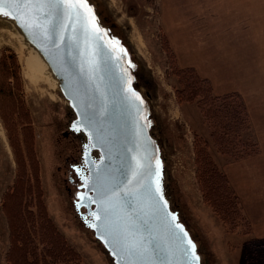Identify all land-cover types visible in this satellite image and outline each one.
Returning a JSON list of instances; mask_svg holds the SVG:
<instances>
[{
    "label": "water",
    "instance_id": "water-1",
    "mask_svg": "<svg viewBox=\"0 0 264 264\" xmlns=\"http://www.w3.org/2000/svg\"><path fill=\"white\" fill-rule=\"evenodd\" d=\"M67 2L77 7L65 3L34 12L43 30L22 26L12 16L0 14V20L15 27L56 80V95H47L60 98L62 109L55 118L50 114L46 130L57 119L54 138L71 143L59 182L75 224L109 264H213L207 239L189 220L174 187L176 147L167 132L172 117L159 107L153 69L135 26L141 12L128 5L119 10L116 0ZM82 2L86 7H79ZM111 191L118 195L105 220L101 193ZM110 222L128 243L146 251H125L110 234Z\"/></svg>",
    "mask_w": 264,
    "mask_h": 264
},
{
    "label": "rangeland",
    "instance_id": "rangeland-1",
    "mask_svg": "<svg viewBox=\"0 0 264 264\" xmlns=\"http://www.w3.org/2000/svg\"><path fill=\"white\" fill-rule=\"evenodd\" d=\"M116 2L119 10L122 8L126 11L128 5L127 9L135 7L141 12L140 18L135 21V26L143 41L144 55L153 69L155 92L161 102L159 107L163 113L172 117L170 119L172 125L170 120L167 122V132L171 143L174 142L176 147L173 153L177 169L173 178L174 187L189 220L199 229L202 237L207 239L209 244L207 250L213 260H216L213 264H264V240L254 237L251 223L250 234L246 233L248 226L245 221L239 220L237 223L235 220L231 223L232 226L228 225L204 198L202 180L197 168L199 167V159H196L197 135L207 141V149L212 153L213 160L219 167L224 169L230 163L241 159H235L227 152H219L199 107L194 101L180 100L178 97L176 91L178 77L176 67H173L175 58L178 66L187 67L179 61L195 62L197 57L194 55L193 47L189 49L188 54L180 53L181 56H178L173 47L174 44L176 47L177 42L174 41L173 44L162 29L160 11L161 6L162 8L166 6L167 0H116ZM169 48L174 50V60L169 57ZM198 53L199 51L197 52L199 57ZM0 56H7L10 65L16 66L17 77L13 75L14 79L8 82L18 107H20L18 101H23L22 111L20 110L23 117L15 112V115H18L15 118V115L12 116L6 110V117L5 114L2 117L0 115V264H12L9 261L10 223L5 205L13 206L14 199L11 195L23 185V196L25 199L32 197V207L34 206L36 211L38 210L35 205L36 196L41 189L39 196L46 205L47 213L68 242L80 252L85 264H109L95 241L75 224L59 182L63 173L62 158L67 151H70L71 143L54 138L53 133L58 131L60 126L57 119L48 128L49 132L46 130L48 119L53 117L50 114H54L55 118L62 109L60 98L55 100L48 96L56 95V90L48 88L44 80L34 81L29 78L20 55L12 46L1 45ZM15 59L18 61V67L14 65ZM13 69L14 67H11V70ZM205 73L210 75L215 72L211 73L208 69ZM48 105H52L49 107L53 109L52 111L48 109ZM9 133L12 134V139ZM248 136L251 137L252 142H255L256 138L250 131L243 134V140ZM235 143L232 146L235 151L243 150L246 144L242 140ZM203 159L206 161V158ZM231 174L234 182L237 181L236 179L241 177V168L234 167ZM231 185L233 186L232 183ZM235 187L241 191L237 183L233 186L236 190Z\"/></svg>",
    "mask_w": 264,
    "mask_h": 264
},
{
    "label": "crops",
    "instance_id": "crops-1",
    "mask_svg": "<svg viewBox=\"0 0 264 264\" xmlns=\"http://www.w3.org/2000/svg\"><path fill=\"white\" fill-rule=\"evenodd\" d=\"M160 16L178 56L194 49L195 62L179 58L181 64L210 78L217 94L244 99L258 152L224 169L241 190L235 187L254 237L264 240V0H167ZM237 166L241 177L234 182Z\"/></svg>",
    "mask_w": 264,
    "mask_h": 264
},
{
    "label": "trees",
    "instance_id": "trees-1",
    "mask_svg": "<svg viewBox=\"0 0 264 264\" xmlns=\"http://www.w3.org/2000/svg\"><path fill=\"white\" fill-rule=\"evenodd\" d=\"M169 57L173 60L175 58L174 50L171 48H169ZM7 60V56H0V115L2 117L5 114L6 117V110L12 116L16 112L23 117L20 113L23 101H18L20 102L18 107L8 82L14 79L13 75L17 77L16 66H11ZM15 62L14 65L18 67L16 59ZM11 67L14 69L11 70ZM173 67H176L178 77L176 91L179 99L196 103L218 151L230 153L235 159L256 154L257 142H252L250 136L243 140V134L250 131L251 121L240 93L216 94L211 80L202 76L194 67H180L176 63V58ZM16 81L19 87L18 80L15 78ZM17 117L18 115H15V118ZM9 134L12 139V134ZM241 140L246 142L244 149L235 151L232 148L233 144ZM206 142L202 136L197 135L196 159H199L197 168L202 180L204 198L214 211L227 221L228 225L232 226L231 223L235 220L237 223L239 220L245 221L248 226L246 233L250 234V221L243 210L241 200L225 170L213 160ZM203 158H206V161ZM39 192L35 201L37 211L34 210V206L32 207V197L25 199L23 196L24 185L16 193H12L13 206L5 205L10 223L9 261L12 264H85L80 252L68 242L47 213L46 205L39 196Z\"/></svg>",
    "mask_w": 264,
    "mask_h": 264
},
{
    "label": "snow or ice",
    "instance_id": "snow-or-ice-1",
    "mask_svg": "<svg viewBox=\"0 0 264 264\" xmlns=\"http://www.w3.org/2000/svg\"><path fill=\"white\" fill-rule=\"evenodd\" d=\"M65 3L69 8L77 7V5L68 3L67 0H0V14L4 16H12L13 19L20 20L22 26L39 28L43 30L44 25L36 22L38 20V17L34 15V12L35 11L43 12L45 8L55 7L58 4L60 6H63ZM79 7H86V3L82 2L79 5ZM5 8H12L18 14L12 15V12L5 11L4 10ZM21 10H23L22 14H21ZM89 11L91 10L89 9ZM29 16L33 17V19L31 20L26 19V17ZM156 191L158 192L159 189L157 188ZM117 195L118 193L116 191L101 193V198H102L101 211L105 214V220H108V217L110 215V209L114 207V205L112 204V200ZM99 218L100 217H97V219ZM174 219L175 218L173 217V220ZM176 227H180V226L177 225ZM109 229H110V234L116 235L120 238L121 247L125 251H127L130 255L143 254V252L146 251V249H143L139 244L128 243L127 237L124 235L123 231L119 228L118 225H114L110 222ZM187 243L188 245L191 246V250L195 249V245H193L191 241H187ZM192 259L198 260L199 258L193 254Z\"/></svg>",
    "mask_w": 264,
    "mask_h": 264
},
{
    "label": "bare ground",
    "instance_id": "bare-ground-1",
    "mask_svg": "<svg viewBox=\"0 0 264 264\" xmlns=\"http://www.w3.org/2000/svg\"><path fill=\"white\" fill-rule=\"evenodd\" d=\"M3 44L12 46L18 52L21 61L25 65L24 67L27 69L29 78L34 81L37 79L44 80L48 88L52 90L56 88V80L51 76L44 60L23 40L22 35L15 27L6 20H0V46ZM50 93H53V91H50Z\"/></svg>",
    "mask_w": 264,
    "mask_h": 264
}]
</instances>
